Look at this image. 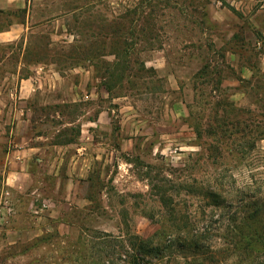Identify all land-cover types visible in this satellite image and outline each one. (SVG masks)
Masks as SVG:
<instances>
[{
  "label": "rangeland",
  "instance_id": "obj_1",
  "mask_svg": "<svg viewBox=\"0 0 264 264\" xmlns=\"http://www.w3.org/2000/svg\"><path fill=\"white\" fill-rule=\"evenodd\" d=\"M0 264H264V0H0Z\"/></svg>",
  "mask_w": 264,
  "mask_h": 264
},
{
  "label": "trees",
  "instance_id": "obj_2",
  "mask_svg": "<svg viewBox=\"0 0 264 264\" xmlns=\"http://www.w3.org/2000/svg\"><path fill=\"white\" fill-rule=\"evenodd\" d=\"M204 196L205 197H207V198H209V199H211L212 200V202H213V204L215 205V206H218V204H219V196L216 194V192H214V191H211V190H207L206 191V193H204ZM256 235L255 234H253V237H255ZM246 240L247 241H250L249 240V235H247L246 236ZM147 248V249H146ZM144 247V249H143V247H139V249L141 250V251H143V252H145L144 250L146 249V251H148V253L149 252H151L150 250H152L153 251V247L152 246H150V249L148 248V246L147 247Z\"/></svg>",
  "mask_w": 264,
  "mask_h": 264
}]
</instances>
